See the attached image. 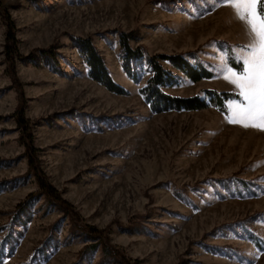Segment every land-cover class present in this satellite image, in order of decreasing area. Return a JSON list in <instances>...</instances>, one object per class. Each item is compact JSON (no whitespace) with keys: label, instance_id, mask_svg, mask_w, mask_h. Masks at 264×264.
<instances>
[{"label":"rangeland","instance_id":"374dc122","mask_svg":"<svg viewBox=\"0 0 264 264\" xmlns=\"http://www.w3.org/2000/svg\"><path fill=\"white\" fill-rule=\"evenodd\" d=\"M120 31L212 71L190 81L162 60L178 80L163 91L236 92L219 66L247 38L224 0H0V264H264V131L212 105L152 112L139 91L149 70L141 60L137 81L125 73ZM75 36L92 39L126 93L90 77ZM43 180L66 208L39 193Z\"/></svg>","mask_w":264,"mask_h":264},{"label":"trees","instance_id":"16d2710c","mask_svg":"<svg viewBox=\"0 0 264 264\" xmlns=\"http://www.w3.org/2000/svg\"><path fill=\"white\" fill-rule=\"evenodd\" d=\"M7 21V52L9 55L14 56L17 53L14 39V27L12 20L8 17ZM76 45L81 54L86 66L88 67V74L90 77L97 82L103 84L109 90L116 93H126L127 90L124 86L116 82L111 74L109 73L108 67L104 61L103 56L97 49L96 45L93 43L90 37L75 36ZM119 43L121 45L122 51V68L125 73L134 81L138 79V71L136 69V62L143 61L146 64V67L149 70V75L145 79V83L139 88V91L142 93L144 100L147 102L149 109L152 112L164 111L167 109H201L207 106H214L220 112L226 113L225 106L226 101L229 99H234L235 92L228 90L216 91L214 89L205 88L203 95L193 94L190 96H180L169 94L162 90L161 86L165 84L177 83V76L171 70L166 69L161 63L162 60L167 61L172 67L176 68L181 72L184 77L188 78L190 81H196L201 78H208L212 75V71L202 64L199 60H194L190 62L188 59L183 57L181 54H148L143 50L134 48L130 44L131 35L129 32L120 31L118 34ZM40 56L47 62L51 61L53 52L50 49L42 48L40 49ZM227 63L230 67H237L235 61L236 57L232 52L229 46L225 50ZM28 56V55H27ZM27 58L33 59L35 56H28ZM53 61V60H52ZM55 67V66H53ZM55 69H59L56 68ZM17 119L19 122H22L24 126H28L27 120L23 117L22 110H17ZM31 139V138H30ZM29 140V138H28ZM31 143V141H29ZM28 146V144H27ZM31 145L28 146V158L29 163L32 164L33 152H31ZM37 176L41 178L40 174L37 173ZM40 190L39 193L46 195L48 203H55L57 208L63 207L66 208V203L61 199L56 190L51 186V184L45 182L44 180L39 184ZM37 192H31L25 198V202H19L13 211V214L16 218L21 217L27 208L28 201L36 197ZM12 219L6 224L7 233L5 236L9 235V232L12 230ZM84 231V229H83ZM86 232L89 233L88 230ZM92 235V234H91ZM257 245H260L258 241L255 240ZM98 244L93 242V244H87L85 248L90 247L91 250L94 249ZM102 249L106 250L105 253L113 254L114 250L112 247L105 245ZM116 255V254H115Z\"/></svg>","mask_w":264,"mask_h":264},{"label":"snow or ice","instance_id":"6c2138e0","mask_svg":"<svg viewBox=\"0 0 264 264\" xmlns=\"http://www.w3.org/2000/svg\"><path fill=\"white\" fill-rule=\"evenodd\" d=\"M241 23L247 42L229 67L223 61L219 72L236 89L225 106L228 123L264 131V0H224Z\"/></svg>","mask_w":264,"mask_h":264}]
</instances>
